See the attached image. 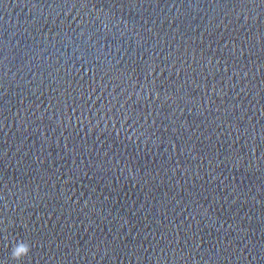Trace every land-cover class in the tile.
I'll return each mask as SVG.
<instances>
[{
  "label": "water",
  "instance_id": "1",
  "mask_svg": "<svg viewBox=\"0 0 264 264\" xmlns=\"http://www.w3.org/2000/svg\"><path fill=\"white\" fill-rule=\"evenodd\" d=\"M0 264H264V0H0Z\"/></svg>",
  "mask_w": 264,
  "mask_h": 264
},
{
  "label": "clouds",
  "instance_id": "2",
  "mask_svg": "<svg viewBox=\"0 0 264 264\" xmlns=\"http://www.w3.org/2000/svg\"><path fill=\"white\" fill-rule=\"evenodd\" d=\"M29 251L30 246L28 243L23 241L17 242L11 248L10 259L19 262L28 255Z\"/></svg>",
  "mask_w": 264,
  "mask_h": 264
}]
</instances>
